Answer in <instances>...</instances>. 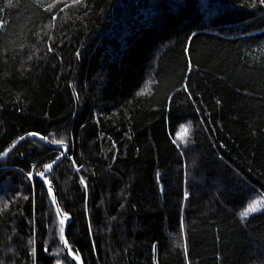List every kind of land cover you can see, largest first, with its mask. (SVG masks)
<instances>
[{"label":"trees","instance_id":"trees-1","mask_svg":"<svg viewBox=\"0 0 264 264\" xmlns=\"http://www.w3.org/2000/svg\"><path fill=\"white\" fill-rule=\"evenodd\" d=\"M34 132L82 264H264V0H0V155ZM61 153L0 161V264H77Z\"/></svg>","mask_w":264,"mask_h":264},{"label":"water","instance_id":"water-1","mask_svg":"<svg viewBox=\"0 0 264 264\" xmlns=\"http://www.w3.org/2000/svg\"><path fill=\"white\" fill-rule=\"evenodd\" d=\"M30 133H28V134H26V135H24L22 138L23 139H19L18 141H16L12 146H10L4 153H2L1 155H0V161L4 158V157H6V156H8V154L21 142V141H23V140H25L26 138H28V137H36V138H39V139H41V137H44L43 135H41V134H39V136H32V135H29ZM43 140V139H42ZM45 141V140H44ZM48 144H51V145H53V146H55V147H57V148H61L62 150H63V155H61V156H59L60 158H59V160H55L56 161V163H52V168L51 169H43V170H41L40 172H44L45 173V177H41L39 174H38V177H39V179L40 180H42L44 183H45V185L48 187V188H50V189H52L53 191H54V196H55V204H56V207H57V210H58V213H59V215H60V217H61V219H64L65 220V223H64V229H65V231H64V234H63V237H64V239H66L67 240V226H68V223H69V217L66 215V214H64L63 213V211H62V209H61V206H60V203H59V199H58V195H57V191H56V189H55V185H54V183L50 180V177H49V173L51 172V170L67 155V153H68V146L66 145V144H53V143H51L50 141H49V139L46 141ZM63 246H64V249L66 250V252L71 256V258L77 263V264H82V262L80 261V260H77L76 258H75V254L71 251V249H70V247H69V244H68V240H67V245H65L64 244V242H63Z\"/></svg>","mask_w":264,"mask_h":264},{"label":"snow or ice","instance_id":"snow-or-ice-1","mask_svg":"<svg viewBox=\"0 0 264 264\" xmlns=\"http://www.w3.org/2000/svg\"><path fill=\"white\" fill-rule=\"evenodd\" d=\"M55 19V18H54ZM141 94H145V92H142ZM188 133V129L187 128H185V134H187ZM29 135H32V136H39V134L38 133H30ZM21 139H23V138H21ZM41 139H43V140H45V141H47L48 140V137H41ZM54 143H56V144H63L64 143V141L63 140H58V141H53ZM61 155H63V153H61ZM59 156L57 157V160H59ZM54 163H56V161H53V164ZM52 164H47V165H45L44 167L45 168H47V169H51L52 168ZM39 175L41 176V177H45V173L44 172H40L39 173ZM86 186V185H85ZM49 191H51V189H49ZM53 200L55 201V196H53ZM256 209L253 207V208H250L248 211H245L244 213H243V215L244 216H247L248 214H249V212L250 211H255ZM64 223H65V220L64 219H61L60 220V225H61V227H60V235H61V238L63 239V242H64V244L65 245H67V240L66 239H64V237H63V234H64V231H65V229H64ZM75 258L77 259V260H79L80 259V257L77 255V256H75Z\"/></svg>","mask_w":264,"mask_h":264},{"label":"bare ground","instance_id":"bare-ground-1","mask_svg":"<svg viewBox=\"0 0 264 264\" xmlns=\"http://www.w3.org/2000/svg\"><path fill=\"white\" fill-rule=\"evenodd\" d=\"M35 133V132H34ZM174 138V137H173ZM177 140V139H176ZM179 146V145H178ZM54 169V168H53Z\"/></svg>","mask_w":264,"mask_h":264}]
</instances>
